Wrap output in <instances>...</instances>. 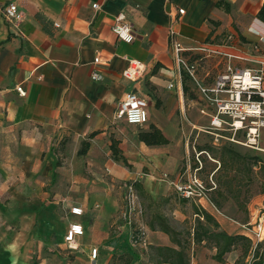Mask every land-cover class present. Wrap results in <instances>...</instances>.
<instances>
[{
	"label": "crops",
	"instance_id": "0c3cea01",
	"mask_svg": "<svg viewBox=\"0 0 264 264\" xmlns=\"http://www.w3.org/2000/svg\"><path fill=\"white\" fill-rule=\"evenodd\" d=\"M217 1L0 0V264H54L55 258L66 264H107L118 255H130L129 264H155L148 254L140 253L143 259L134 254L138 247L119 218L122 192L114 181H138L153 204L170 195L180 205L189 204L190 226L196 204L222 230L248 236L208 197L183 203L172 186L158 184L161 172L176 179L190 134L207 123L196 101L184 95L168 31L174 30L184 48L229 37L246 51L264 35V23L256 18L264 0H226L228 12ZM9 2L17 4L20 20L4 18L2 8ZM94 3L99 7L93 9ZM177 8L184 12L178 14ZM119 12L130 24L131 42L118 40L111 30ZM95 57L100 60L96 64ZM129 59L144 64L134 81L122 76ZM94 71L100 79H92ZM129 91L148 103L141 130L155 125L167 144L148 146L130 133L131 126L139 125L115 118ZM83 143L88 147L80 153ZM77 206L82 209L78 216L70 212ZM151 214L144 215L147 248L139 249L178 248L166 233L148 227ZM73 223L82 225L83 232L67 242ZM189 247L191 264H220L212 259L213 250L193 242ZM69 254L74 255L70 262Z\"/></svg>",
	"mask_w": 264,
	"mask_h": 264
},
{
	"label": "built area",
	"instance_id": "2783aa9c",
	"mask_svg": "<svg viewBox=\"0 0 264 264\" xmlns=\"http://www.w3.org/2000/svg\"><path fill=\"white\" fill-rule=\"evenodd\" d=\"M169 1V0H167ZM98 4H92V8H98ZM176 12L182 14L184 10L177 8ZM2 14L8 21H18L21 13L14 2H9L2 8ZM58 26L57 23L54 24ZM115 37L123 42H131L134 35L125 14L119 12L114 16L111 26ZM258 33L257 30L253 29ZM176 33L168 31V46L174 57V63L178 67L180 77L186 76L193 82L197 96V112L206 119L207 123L196 128L198 132L210 136L213 145L222 143L236 144L256 153H264L261 148L262 130H264V51L260 48V42L264 41V35L260 34L259 42L250 45V51L241 49V42H234L229 37L222 40H206L195 48H184L175 37ZM207 60L215 62L217 73L212 76L204 72L201 77L198 71L204 70ZM100 60L93 59L96 64ZM144 68V64L136 59H129L128 64L122 71L123 78L134 81L138 78ZM92 79H100L101 75L94 71ZM172 87L171 84H169ZM20 96L25 95L21 86L16 87ZM147 100L133 91L127 92L119 103L115 112L117 120H124L130 125H144L148 119ZM201 164L200 160L196 158ZM200 166L192 168L190 163L186 164V180H169L168 174L163 173L175 191L182 197L201 198L207 197V191L215 186L211 180V188H207L202 179L197 175ZM124 208L121 218L131 230V244L140 248H147V228L143 220V208L140 204L137 192L131 185L124 188ZM73 215H81L80 207L70 208ZM251 226L246 233L254 243L264 242V224L258 220L254 224L249 222L243 224ZM82 225L73 223L66 232L64 239L72 241L75 235H81ZM92 259L96 257L97 250H90Z\"/></svg>",
	"mask_w": 264,
	"mask_h": 264
},
{
	"label": "trees",
	"instance_id": "16d2710c",
	"mask_svg": "<svg viewBox=\"0 0 264 264\" xmlns=\"http://www.w3.org/2000/svg\"><path fill=\"white\" fill-rule=\"evenodd\" d=\"M216 6L222 8L224 12L230 10V4L226 0H218ZM256 18L264 23V5L258 10ZM186 80L190 81L183 75L181 81L184 95L187 99L196 100L197 96L186 84ZM137 137L148 146L164 145L169 142L163 132L153 124L148 125L146 130H140ZM231 145L230 143L219 145L204 143L197 145L196 148L201 152L200 154H209L219 164L211 175L215 186L205 184L207 188L212 187L207 191L208 199L219 211H223L225 202L232 200L235 211L244 212L245 216L240 222L248 223L247 202L253 195V184L258 178L256 177L257 173L261 179L260 192L264 193V160L256 152L248 149L242 152L234 149ZM87 147L88 144L83 143L80 153H84ZM111 149L113 154H116L115 141L111 143ZM122 161L126 162L124 159ZM194 164L192 168L198 165L195 162ZM255 168H257V172H255ZM124 185H131L137 192L142 208H145H143V217L147 216L148 212H152L151 219L146 221L148 227L166 233L170 241L178 247L149 246L150 250H147L149 261L155 264H191L188 250L190 242H193L196 246L200 245L213 250L211 257L220 264H246L249 257L250 264H264V242L254 243L249 236L227 233L220 228L215 217L200 205H192L194 216L190 228L179 229L160 212L158 203L151 202L150 197L144 193L142 185L138 181H126ZM187 200L188 198L184 197L182 202L185 203ZM235 250H239L240 253L232 261H226V255ZM113 259L118 260L120 264H129L131 256L118 255L113 256Z\"/></svg>",
	"mask_w": 264,
	"mask_h": 264
},
{
	"label": "rangeland",
	"instance_id": "374dc122",
	"mask_svg": "<svg viewBox=\"0 0 264 264\" xmlns=\"http://www.w3.org/2000/svg\"><path fill=\"white\" fill-rule=\"evenodd\" d=\"M204 72H208L210 76H212L213 74L217 73V68H215V62L211 61V60H207L206 64L204 65V70H199L198 71V76H202L204 75ZM186 84L188 86H190L189 88H191L194 92L195 91V86L193 84V82L186 80ZM148 128V126L146 127V129ZM141 126H131L130 129V133H138L141 130ZM204 143H211V139L210 136L206 133L203 132H198V131H194L193 133L190 134L189 136V140H188V153L185 154V156L180 160V169L177 171V177L178 174H180L179 179H181L182 181L186 180V176H187V172H185V166L186 164L190 163L191 167L194 164V162L196 164H198L200 166V169L197 171V175L200 177V179H202L203 183L208 185H211L210 183V179L209 177L212 175V173L214 172L215 169H217V167L219 166L218 162H216V159H213L210 157V155L203 153L200 154L201 152H199L196 148L197 145H202ZM231 146L234 147V149H237L239 151H246V149L240 145H234L232 144ZM261 148L264 149V130H262V140H261ZM262 156L263 160H264V153H258ZM196 158H199L200 162L202 165H200ZM264 162V161H263ZM255 172H257V168H255ZM163 172L160 173V176L158 178V184L160 185L161 183H166L169 184L167 179L163 178ZM169 174V173H168ZM176 177V179H177ZM256 180L255 183L253 184V190H252V197L249 199V201L247 202V210L249 212V210L252 212L251 215L248 216V221L250 222L251 218H252V223L250 224H254L255 221H262L261 219H264V193L260 192L261 189V179H260V175L257 173L256 174ZM89 179L95 178V176H88ZM168 178H170L169 180H175V179H171V176L168 175ZM124 182V181H123ZM121 181H117L114 183L117 185V187H120V191L121 193V205L118 211V214H121L122 209L124 208V188L125 185L124 183ZM172 186V185H170ZM173 187V186H172ZM174 189V188H173ZM175 190V189H174ZM140 201V199H139ZM141 204V202H140ZM144 208V207H143ZM158 208L161 209L160 211H162V213H164L165 215H167L168 218H170L171 222L173 223V225H175L176 228L179 229H186L190 226V211H191V207L189 204H185V205H180L177 201L173 200L172 196L170 195L169 197H162L159 199L158 201ZM145 209V208H144ZM224 215L231 217L232 219L236 222H239L241 224V229L245 232V233H250L247 229L251 226L246 225V227H243V224L246 223H241L240 220L244 218V212L241 211H235V206L232 200H228L227 202L224 203V209L223 211H221ZM178 216L177 219H174V216ZM121 216V215H120ZM184 216V219H182ZM120 220L123 222L122 218L119 217ZM143 220L145 221V216L143 217ZM262 223H264V221H262ZM131 232V230H130ZM264 234V232H263ZM244 235V234H243ZM130 242H131V234H130ZM137 248V247H136ZM140 247H138V250L134 251V254L140 256V258L143 259V256L140 255V253H144L147 254V250H140ZM143 249V248H142ZM239 249V248H238ZM146 252V253H145ZM238 253H240L239 250H235L232 252L231 256L227 257L229 258V260L231 261L236 255H238ZM59 256V255H58ZM74 255H68V257L66 258V261L70 262L72 261ZM61 258V257H60ZM250 257L247 259L246 264H250L249 261ZM59 261H61L60 264H66L64 262V260L61 258V260H58L57 258L54 259V264H58ZM118 263L119 261L116 259H113V257L110 258V260L107 262V264H111V263ZM135 264H138L137 262Z\"/></svg>",
	"mask_w": 264,
	"mask_h": 264
}]
</instances>
